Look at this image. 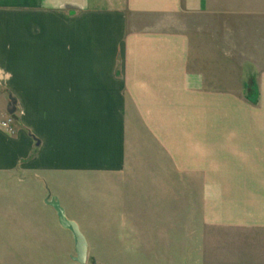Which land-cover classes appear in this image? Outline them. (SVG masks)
<instances>
[{
    "label": "crops",
    "instance_id": "obj_1",
    "mask_svg": "<svg viewBox=\"0 0 264 264\" xmlns=\"http://www.w3.org/2000/svg\"><path fill=\"white\" fill-rule=\"evenodd\" d=\"M75 173L112 176L129 210L176 194V234L129 212V264H264V0H0L4 263Z\"/></svg>",
    "mask_w": 264,
    "mask_h": 264
},
{
    "label": "rangeland",
    "instance_id": "obj_2",
    "mask_svg": "<svg viewBox=\"0 0 264 264\" xmlns=\"http://www.w3.org/2000/svg\"><path fill=\"white\" fill-rule=\"evenodd\" d=\"M170 165L172 162H169L171 170L174 166ZM66 179V182H59L56 186L57 200H60L66 217L77 223L86 239L87 261L85 264H129L130 258L127 253L125 256H114L113 251L129 248V242L122 239L130 230H134V225L128 224L129 212L144 214L145 210L141 206H144L145 202H148L149 206L152 205L151 210L148 211L152 212L155 223L148 226V231L165 234H176L177 232V226L173 224L177 218L175 203H173L176 201L175 193L131 194L134 195L133 200L137 208L129 210L127 204L129 199L124 198L123 195L120 198L112 176L101 173H75ZM147 179L137 178L136 184L144 185ZM168 183V188L174 186L176 178L170 175ZM53 214L52 209L49 220L48 217L41 216L42 221L38 230L31 231L30 227L27 228L25 235L29 239L18 242V248L24 252V256L18 258L19 264H78L72 260L75 256L72 234L59 225L56 212L54 221ZM189 215L186 208L185 217ZM162 220H166L168 224L162 223ZM140 227L144 231L145 226ZM184 231L187 236L192 231L191 226L186 225ZM49 248L56 250V256L50 258V263L43 255L37 258L38 251L43 252ZM186 255H191V247L188 248L187 245ZM0 264L6 263L0 258Z\"/></svg>",
    "mask_w": 264,
    "mask_h": 264
},
{
    "label": "water",
    "instance_id": "obj_3",
    "mask_svg": "<svg viewBox=\"0 0 264 264\" xmlns=\"http://www.w3.org/2000/svg\"><path fill=\"white\" fill-rule=\"evenodd\" d=\"M15 103V99L10 97L7 107V112L9 114H12L15 111ZM49 204L54 208L57 214L59 225L62 228L69 230L72 234L75 251V256L72 257V260L78 264H85L87 261V242L77 223L66 217L64 209L61 207L57 198L52 197Z\"/></svg>",
    "mask_w": 264,
    "mask_h": 264
},
{
    "label": "built area",
    "instance_id": "obj_4",
    "mask_svg": "<svg viewBox=\"0 0 264 264\" xmlns=\"http://www.w3.org/2000/svg\"><path fill=\"white\" fill-rule=\"evenodd\" d=\"M11 123H12V117H11V115H10V117L7 118L5 121H3V122L1 123V125L4 126V127H6V128H8V129H10V124H11Z\"/></svg>",
    "mask_w": 264,
    "mask_h": 264
}]
</instances>
